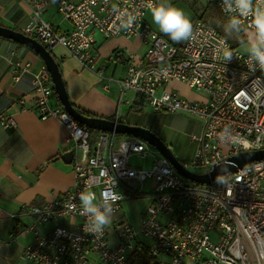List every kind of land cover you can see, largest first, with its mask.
Wrapping results in <instances>:
<instances>
[{
  "label": "built area",
  "instance_id": "built-area-1",
  "mask_svg": "<svg viewBox=\"0 0 264 264\" xmlns=\"http://www.w3.org/2000/svg\"><path fill=\"white\" fill-rule=\"evenodd\" d=\"M24 1L33 11L22 30L25 35L50 50L65 48L84 69L107 80L106 90L111 82L117 84L121 96L117 123L127 92L135 93L137 101L153 113L200 118L203 132L192 136L197 143L192 164L204 169L200 174L238 153L264 149V68L209 22L196 19L191 38L176 42L155 31L147 19L160 0ZM54 2L57 12L72 24L70 31L59 33L44 18ZM212 2L228 21L222 0ZM130 16L135 20L128 24ZM252 19L251 15L241 18V32L254 33ZM96 33L105 39L141 38L147 45L144 65L129 66L123 78L103 77L106 67L99 64ZM225 48L233 54L228 62L223 57ZM123 58L120 52L114 60ZM29 69L30 63L20 62L15 72ZM175 81L189 84L205 98L185 99L168 89ZM33 84L40 119H58L67 129L66 141L74 151V183L54 201L21 207L34 219L26 230L35 236L23 250L26 264H264V160L223 177L222 182L199 184L179 174L139 137L100 132L91 140L90 129L54 102L47 70ZM0 124L6 129L16 127L8 116L1 117ZM225 127L247 143L222 141ZM132 154L150 156V167L130 166ZM86 190L95 193L97 204L111 209V224L102 234L86 231L89 216L79 200ZM145 193L148 204L137 225L116 219L123 203L141 199ZM58 221L66 224L45 235L39 232V226Z\"/></svg>",
  "mask_w": 264,
  "mask_h": 264
},
{
  "label": "crops",
  "instance_id": "crops-1",
  "mask_svg": "<svg viewBox=\"0 0 264 264\" xmlns=\"http://www.w3.org/2000/svg\"><path fill=\"white\" fill-rule=\"evenodd\" d=\"M53 4L56 10L51 8ZM51 5L44 18L57 32L70 31L72 24L57 12V3ZM58 14L60 19H57ZM32 16V8L24 0H0V25L22 31ZM151 25L160 33L154 24ZM94 46L100 56L99 64L106 67L105 78H123L129 66L139 67L145 63L147 45L139 37L105 39L96 33ZM48 50L60 65L71 102L97 117L115 121L121 99L117 84L111 82L110 88L106 90L104 86L107 80L84 69L65 48ZM120 52L124 53V58L115 61V56ZM20 62L30 63L29 71L15 72ZM44 70H47L45 63L34 50L0 38V119L8 116L16 121V127L10 129L0 124V264H26L23 250L35 239L34 233L26 230L34 223V219L27 212H22L21 207L54 201L71 189L74 183L72 162L64 160L66 153H74L72 143L66 141L67 129L58 119H40L35 110L33 83ZM175 82H171L168 89L174 90L171 84ZM176 91L181 94L180 90ZM204 98L185 99L197 102ZM137 99L135 93H125L118 123L141 126L159 136L160 114L153 113ZM53 100L58 103L55 96ZM203 128L202 122V127L192 136L201 135ZM61 224L66 223H49L39 226L38 230L45 235Z\"/></svg>",
  "mask_w": 264,
  "mask_h": 264
},
{
  "label": "clouds",
  "instance_id": "clouds-1",
  "mask_svg": "<svg viewBox=\"0 0 264 264\" xmlns=\"http://www.w3.org/2000/svg\"><path fill=\"white\" fill-rule=\"evenodd\" d=\"M223 11L229 15L225 30L229 33L241 31V18L252 16L254 34L250 47L249 58L256 66L264 68V0L254 4L253 0H222ZM152 22L158 26L160 32L167 34L172 41L188 40L193 34V25L185 12L168 0H160L150 8ZM135 17L130 16L127 23L131 24ZM223 57L226 62L233 57L232 52L225 48ZM222 141L235 140L246 144V138L230 134L229 128L225 127L221 133ZM222 182V181H218ZM82 210L89 216L86 231L92 234L103 233L111 224V209L97 204L96 196L90 190L82 192L79 196Z\"/></svg>",
  "mask_w": 264,
  "mask_h": 264
},
{
  "label": "water",
  "instance_id": "water-1",
  "mask_svg": "<svg viewBox=\"0 0 264 264\" xmlns=\"http://www.w3.org/2000/svg\"><path fill=\"white\" fill-rule=\"evenodd\" d=\"M0 38L9 39L29 47L39 55V57L45 63L46 69L50 74L54 89L59 97L61 105L77 122L88 129L101 132L132 135L145 140L148 144L155 147L165 158H167L179 174L190 181L199 184L210 185L221 180L223 177L229 174L237 173L239 169L244 168L246 165L264 160V149L246 151L227 158L225 161L215 165L214 168L208 173L199 174L191 172L186 167H184L180 160L177 159L169 146L166 145V143L151 130L141 126L117 123L116 121H111L101 117H87L82 115L73 106L68 96L59 63L56 61L55 57L47 49V47L41 44L38 40L25 35L23 32L16 31L3 25H0ZM73 158L74 153L72 151L66 153L64 156V160L70 163L72 162Z\"/></svg>",
  "mask_w": 264,
  "mask_h": 264
},
{
  "label": "rangeland",
  "instance_id": "rangeland-1",
  "mask_svg": "<svg viewBox=\"0 0 264 264\" xmlns=\"http://www.w3.org/2000/svg\"><path fill=\"white\" fill-rule=\"evenodd\" d=\"M168 2L181 8L190 19L193 26L196 22V17L200 16L206 9H208V14L214 15V19L217 20V24L222 28L223 34L227 38L231 37L234 40L242 42L243 33L241 31L239 33H229L225 30L227 20L222 16L212 0H197L196 3L194 0H168ZM51 8L56 10V5H51ZM60 18L61 17L58 14L57 19ZM148 18L151 23L154 24L151 19V13H149ZM154 26L156 30L160 31L157 25L154 24ZM160 33L169 38L167 34ZM239 47L244 52H247L250 45L242 44ZM190 87L185 83L175 82L171 84V88L174 90H180L182 96L187 99L199 100L203 96H206L204 93L198 92ZM202 122L203 121L200 118L184 113L162 114L160 115V132H158L160 138L169 146L177 159L186 165L188 170L199 174L202 173L204 169L192 164L197 143L192 140L191 136L196 130L202 127ZM129 164L132 167H150L151 157L148 156L147 158H143L139 154H132L130 156ZM146 191H148V186H146L145 192ZM143 196L144 197L141 199L130 200L123 203L122 210L116 219L119 221L129 220L137 225L139 218L144 215L145 207L148 204V199L145 198L146 193Z\"/></svg>",
  "mask_w": 264,
  "mask_h": 264
},
{
  "label": "trees",
  "instance_id": "trees-1",
  "mask_svg": "<svg viewBox=\"0 0 264 264\" xmlns=\"http://www.w3.org/2000/svg\"><path fill=\"white\" fill-rule=\"evenodd\" d=\"M195 3L197 2V0H194ZM196 19H202V20H205L207 22H209L215 29H217V31L221 34H223V31H222V28L217 24V20L214 19V15H209L208 14V9H206L200 16H197ZM17 31H20V30H17ZM22 32V31H20ZM243 35H242V42L241 41H237V40H234L233 38L231 37H228V40L233 44V45H236V46H240L242 44H244L245 42H249V44L251 43L252 41V38H253V32L252 31H249V30H246V31H243L242 32ZM224 35V34H223ZM52 53V52H51ZM53 55V54H52ZM54 56V55H53ZM55 57V56H54ZM56 59V57H55ZM57 61V59H56ZM52 81V80H51ZM54 96L57 100V102L60 104V100H59V97L54 89ZM73 106L84 116H87V117H97L96 115L94 114H91L87 111H84L82 110L81 108H79L78 106H76L74 103H72ZM90 133V137H91V140L95 139L97 137V135L100 133L99 131L97 130H93V129H90L89 131Z\"/></svg>",
  "mask_w": 264,
  "mask_h": 264
}]
</instances>
